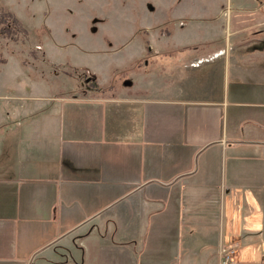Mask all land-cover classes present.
I'll use <instances>...</instances> for the list:
<instances>
[{
	"label": "crops",
	"instance_id": "crops-1",
	"mask_svg": "<svg viewBox=\"0 0 264 264\" xmlns=\"http://www.w3.org/2000/svg\"><path fill=\"white\" fill-rule=\"evenodd\" d=\"M171 3L112 92L0 65V264H264V0Z\"/></svg>",
	"mask_w": 264,
	"mask_h": 264
},
{
	"label": "rangeland",
	"instance_id": "rangeland-1",
	"mask_svg": "<svg viewBox=\"0 0 264 264\" xmlns=\"http://www.w3.org/2000/svg\"><path fill=\"white\" fill-rule=\"evenodd\" d=\"M38 1L0 0V65H5V75L19 74L22 67L37 80L36 90H44L48 81L54 92L68 91L76 94L73 97L112 92L115 78L126 85L130 72L148 58L143 55L144 27L156 24L153 27L158 28L172 21L164 15H169L173 0H51V5ZM149 6L157 10L148 12ZM126 43L121 52H112ZM139 49L136 58L133 53ZM5 81L10 83L11 75ZM127 152L119 153L120 159Z\"/></svg>",
	"mask_w": 264,
	"mask_h": 264
},
{
	"label": "built area",
	"instance_id": "built-area-1",
	"mask_svg": "<svg viewBox=\"0 0 264 264\" xmlns=\"http://www.w3.org/2000/svg\"><path fill=\"white\" fill-rule=\"evenodd\" d=\"M238 243L224 244L219 248V264H242L237 258Z\"/></svg>",
	"mask_w": 264,
	"mask_h": 264
},
{
	"label": "trees",
	"instance_id": "trees-1",
	"mask_svg": "<svg viewBox=\"0 0 264 264\" xmlns=\"http://www.w3.org/2000/svg\"><path fill=\"white\" fill-rule=\"evenodd\" d=\"M3 19V18H2ZM0 21H1V19H0Z\"/></svg>",
	"mask_w": 264,
	"mask_h": 264
}]
</instances>
